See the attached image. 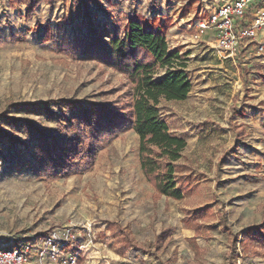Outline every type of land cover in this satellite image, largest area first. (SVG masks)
I'll list each match as a JSON object with an SVG mask.
<instances>
[{
	"label": "rangeland",
	"instance_id": "obj_1",
	"mask_svg": "<svg viewBox=\"0 0 264 264\" xmlns=\"http://www.w3.org/2000/svg\"><path fill=\"white\" fill-rule=\"evenodd\" d=\"M225 1L102 0L84 11L82 1L54 0L26 18L25 6L0 0V247L28 246L30 264H59L47 246L56 236L61 260L75 256L77 264H229L231 229L243 232L232 262L264 264L261 243L257 257L242 245L244 237L264 239L248 232L264 223V31L234 58L220 55L212 37L195 38L196 24ZM130 12L169 25V47L186 55L190 95L160 106L171 133L188 144L176 174L182 200L158 196L147 182L132 129L116 133L89 170L49 179L31 157L30 129L6 121L30 119L52 131L66 124L64 133L75 134L86 103L129 102L125 76L68 44L96 40L108 52ZM67 101L77 104L73 111ZM189 214L196 219L185 222ZM126 237L147 253L127 249Z\"/></svg>",
	"mask_w": 264,
	"mask_h": 264
},
{
	"label": "trees",
	"instance_id": "obj_2",
	"mask_svg": "<svg viewBox=\"0 0 264 264\" xmlns=\"http://www.w3.org/2000/svg\"><path fill=\"white\" fill-rule=\"evenodd\" d=\"M84 11L90 4L101 7L102 0H79ZM54 0H11V7H26V18L32 17L42 4H53ZM169 25L157 17H146L131 13L123 26L121 37L113 36L108 40V52L98 51L96 40L89 43L79 39L69 47L86 55V59L98 61L127 78L131 86L129 102L121 105L112 102L86 103L85 113L80 118V126L75 134L64 133L66 124L59 130L40 127L34 120L14 116L6 118L10 125L23 123L30 129L33 141L29 147L31 157L39 163L42 173L49 179H56L62 173L77 174L90 169L99 150L106 148L114 135L132 129L139 137V163L147 182L158 196L182 200L184 193L176 174L181 168L180 160L187 149V141L171 133L169 125L161 116L163 101H185L191 93L192 82L187 73L186 55L178 48L171 49L167 41ZM75 102H65L70 111L75 109ZM52 107L35 106V112L48 113L56 117ZM264 117V111L261 112ZM76 119V118H75ZM68 123H72L71 120ZM16 142V138H12ZM77 159L78 162H75ZM20 167L26 163L20 162ZM196 219L193 214L185 222ZM194 223V222H193ZM191 229L198 231L195 224ZM231 237L229 264H236L234 258L240 256L237 243L243 232L234 233L227 229ZM264 232V223L251 227L248 232ZM174 230L160 233L155 240V248L171 237ZM264 246V239L244 237L243 249H253V257L260 251L257 244ZM126 248L136 253L145 254L144 248L126 237Z\"/></svg>",
	"mask_w": 264,
	"mask_h": 264
},
{
	"label": "built area",
	"instance_id": "obj_3",
	"mask_svg": "<svg viewBox=\"0 0 264 264\" xmlns=\"http://www.w3.org/2000/svg\"><path fill=\"white\" fill-rule=\"evenodd\" d=\"M264 31V0H226L216 5L207 19L195 26V38L212 37L220 55L234 58ZM264 48V42L261 44ZM56 236L49 239L50 259L59 264H77L75 256L62 258ZM28 246L0 247V264H30Z\"/></svg>",
	"mask_w": 264,
	"mask_h": 264
},
{
	"label": "crops",
	"instance_id": "obj_4",
	"mask_svg": "<svg viewBox=\"0 0 264 264\" xmlns=\"http://www.w3.org/2000/svg\"><path fill=\"white\" fill-rule=\"evenodd\" d=\"M131 13V12H130ZM130 15V14H129ZM244 51V50H243Z\"/></svg>",
	"mask_w": 264,
	"mask_h": 264
}]
</instances>
